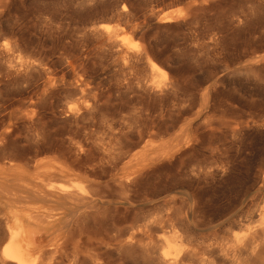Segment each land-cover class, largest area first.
Returning a JSON list of instances; mask_svg holds the SVG:
<instances>
[{
	"label": "rangeland",
	"instance_id": "1",
	"mask_svg": "<svg viewBox=\"0 0 264 264\" xmlns=\"http://www.w3.org/2000/svg\"><path fill=\"white\" fill-rule=\"evenodd\" d=\"M47 160L101 201L67 211L84 264H161L173 232L197 248L264 224V0H0V166Z\"/></svg>",
	"mask_w": 264,
	"mask_h": 264
},
{
	"label": "bare ground",
	"instance_id": "2",
	"mask_svg": "<svg viewBox=\"0 0 264 264\" xmlns=\"http://www.w3.org/2000/svg\"><path fill=\"white\" fill-rule=\"evenodd\" d=\"M148 66L153 72L159 71L151 60ZM155 160L141 155L135 169L129 170L124 179H116L118 187L126 189ZM37 165L40 174L37 178L20 172L21 166L15 164L0 166V264H84V224L79 218H67V211L73 207H85L91 212L97 209L101 201L95 194V185L85 173L73 172L57 160ZM135 237L132 235L126 242L128 248L133 247ZM261 254H264V224L221 241L208 240L197 248L183 246L181 236L173 232L171 239L163 241L160 261L161 264H250L252 258Z\"/></svg>",
	"mask_w": 264,
	"mask_h": 264
}]
</instances>
